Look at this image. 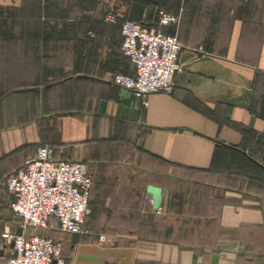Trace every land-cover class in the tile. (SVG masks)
I'll list each match as a JSON object with an SVG mask.
<instances>
[{
	"label": "crops",
	"instance_id": "1",
	"mask_svg": "<svg viewBox=\"0 0 264 264\" xmlns=\"http://www.w3.org/2000/svg\"><path fill=\"white\" fill-rule=\"evenodd\" d=\"M144 2L106 3L181 45L171 93L145 99L112 83L135 71L118 25L0 18V264L21 234L4 181L43 144L92 173L85 232L36 234L64 264H264V0H157L143 21Z\"/></svg>",
	"mask_w": 264,
	"mask_h": 264
},
{
	"label": "built area",
	"instance_id": "2",
	"mask_svg": "<svg viewBox=\"0 0 264 264\" xmlns=\"http://www.w3.org/2000/svg\"><path fill=\"white\" fill-rule=\"evenodd\" d=\"M155 14L158 28L178 21L161 10ZM104 19L119 26L120 51L135 69L131 75L115 74L112 83L142 99L150 93H171L174 76L180 70L181 45L177 38L141 23L119 22L118 13L109 6ZM198 50L203 51L201 46ZM91 185L92 173L85 162L54 159L48 145L38 146L35 154L4 181L12 198L11 212L21 223L20 235L5 232L1 236L3 245L11 246L4 264H64L59 242L29 232L48 229L54 218L62 233H84ZM145 200L153 206L151 197ZM154 212L161 214L160 209Z\"/></svg>",
	"mask_w": 264,
	"mask_h": 264
},
{
	"label": "rangeland",
	"instance_id": "3",
	"mask_svg": "<svg viewBox=\"0 0 264 264\" xmlns=\"http://www.w3.org/2000/svg\"><path fill=\"white\" fill-rule=\"evenodd\" d=\"M106 2L107 0H25L20 8L6 12L0 18L1 20L16 21L32 19L61 22L70 20L105 21V13L109 6ZM112 9L116 12V8ZM88 37H92V35H88ZM34 233L52 238L51 230H37Z\"/></svg>",
	"mask_w": 264,
	"mask_h": 264
},
{
	"label": "water",
	"instance_id": "4",
	"mask_svg": "<svg viewBox=\"0 0 264 264\" xmlns=\"http://www.w3.org/2000/svg\"><path fill=\"white\" fill-rule=\"evenodd\" d=\"M147 3H155L157 0H144ZM19 90H28V89H19ZM146 193L152 198L153 200V207L155 210L159 207L160 205V190L153 188V187H147L146 188ZM17 235H20V232H18ZM71 236V242L74 243L76 239L78 238V234H70Z\"/></svg>",
	"mask_w": 264,
	"mask_h": 264
},
{
	"label": "trees",
	"instance_id": "5",
	"mask_svg": "<svg viewBox=\"0 0 264 264\" xmlns=\"http://www.w3.org/2000/svg\"><path fill=\"white\" fill-rule=\"evenodd\" d=\"M151 6H153L151 3H147V2H144L143 3V9H142V20L143 19H147V15L150 13V10H151ZM146 10V11H145ZM156 12V11H155ZM155 12H154V16H155V19H156V14H155ZM144 21V20H143ZM142 25H143V23H141ZM144 26V25H143ZM158 27V26H157ZM128 59V58H127ZM129 60V59H128ZM85 225V224H84ZM35 230H37V229H33V230H31L32 231V233L33 232H35ZM30 231V232H31Z\"/></svg>",
	"mask_w": 264,
	"mask_h": 264
}]
</instances>
